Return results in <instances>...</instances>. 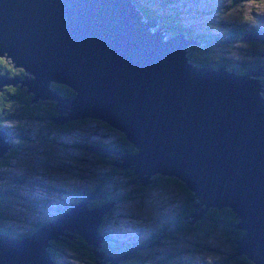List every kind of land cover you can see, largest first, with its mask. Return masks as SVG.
Listing matches in <instances>:
<instances>
[{
  "label": "water",
  "instance_id": "1",
  "mask_svg": "<svg viewBox=\"0 0 264 264\" xmlns=\"http://www.w3.org/2000/svg\"><path fill=\"white\" fill-rule=\"evenodd\" d=\"M159 22L145 20L132 0H0V57L26 73H0V91L21 84L33 95L30 103L56 100L58 115L50 119L57 124L92 118L117 129L135 154L85 148L121 155L110 163L131 168L142 186L155 175L183 182L193 193L192 224L211 207L231 208L244 234L230 258L243 254L264 264V85L256 79L264 66L245 74L194 66L187 48L203 43L185 33L164 40L162 29L150 30ZM51 83L76 94L64 96ZM11 137L0 127V158ZM96 198L97 190L87 193L25 237L0 234V264H56L48 247L65 230L93 246L96 264H121L143 248L116 257L99 250V227L114 201L92 207Z\"/></svg>",
  "mask_w": 264,
  "mask_h": 264
},
{
  "label": "trees",
  "instance_id": "2",
  "mask_svg": "<svg viewBox=\"0 0 264 264\" xmlns=\"http://www.w3.org/2000/svg\"><path fill=\"white\" fill-rule=\"evenodd\" d=\"M132 2L137 5V8L142 12L145 20L160 21L157 25V28L162 29V32L166 35V38H170L178 33H185V38L189 40L201 41L203 43L202 45L191 44L187 48L186 56L188 58V62L194 66L211 68L226 66V68H234L235 72L239 74H245L254 68L264 66V41L261 40L244 41V43L248 42L247 45L253 47V50H250L248 53H244L248 57L245 60L242 59V56H240L239 59H232V57L226 58L223 56L216 57V54L213 52L217 45L221 43L231 44L234 40H240L241 36H245L249 33L261 34L262 37H264V19L258 22L259 24L249 22L248 25L233 27L227 30L224 29L221 32H215V34L212 33L213 35L211 34L210 36V33L207 31H189L184 25H182V14H185L186 12L179 11V5H182L180 0H132ZM255 3L264 5V0L257 2H253L252 0H228V3H226L225 6L228 7V13H230V11L232 12L234 9L242 10L239 7L242 4L243 6H246ZM213 8H215L214 4H210L209 15H213L215 11L218 12L217 7L215 11ZM228 13L223 15L219 13L217 19L220 18L223 20V17L228 15ZM261 16H264V14H261L260 17ZM212 38L224 40H222L220 43V41L213 40ZM5 62L6 58L0 57V73H8V77H13L14 75L24 79L23 75L26 73L22 68H14L10 61H8V65H6ZM10 65L12 67H10ZM256 79L260 80V84L264 85L263 76L256 77ZM20 85L21 84H17L15 86H5L0 91V127H3L5 130H7L9 135L13 134V137L7 139L11 147L5 153L4 157L0 158V183H2V179L7 181L10 178L13 179V177L5 175L8 166L7 158H12L13 156L21 153V149L17 151H15V149H17L18 144H22L25 140L30 138L29 134L26 133L24 129H29L32 131V125L35 127L36 124H38L41 132L43 129H47L49 135L54 133V131L61 134L69 133L78 125H83L88 121H93V123H95L96 126L100 128H103L104 125L109 129H114L107 123L92 118L69 120L63 124H57L50 119V117H56L58 115V112L55 110L57 101L46 99L30 103L33 95L31 93H27V88L25 86L20 88ZM50 85L51 88L64 96L73 97L76 94L75 91L64 84L51 83ZM262 89L264 90V87H262ZM260 94L264 98V92H260ZM66 114L67 112L62 113V115ZM9 120L16 122L14 127L15 130H9V128L4 126V124ZM99 121L103 123L101 124ZM18 122L27 123V125L17 124ZM36 136L37 137H34L33 141L31 142L32 144L45 142L48 145L50 139L47 138L45 134L41 133V135L37 134ZM14 137H17L18 143L13 140ZM40 138L42 139L40 140ZM110 142L115 150L111 145L98 139L92 140L90 143H85L82 145V148L88 152H90L89 150H93L94 152L96 151L98 155V162L105 165L106 169L100 173H96V177L93 179V186H90L88 189H78L75 192V199L69 205V208L72 207L87 193L94 190H97V198L91 201L92 207L101 206L114 201V206L105 214L103 222L99 227L100 235L102 236L101 247L99 250L107 251L108 253H106V257L119 256L129 251L132 247L142 244L143 248L135 251L127 259H125V261H122L124 263L121 262V264H154V262H149V260L153 261V257H151V254L149 255L150 247L153 246L152 249L155 250L161 246L163 240L180 236L182 237V243H187L188 240H191V238L199 239L201 237V243L196 244V246L187 245L190 249H200L203 247H208L210 249L217 244L224 246L229 251L227 255L222 258L219 264H253L251 260H249L243 254L235 255L234 257L230 258L236 252L237 245L234 240L236 238L240 239L244 234V230L235 227L239 222V219L236 217V214L231 208L211 207L206 210L203 218L192 224V218H190L189 215L194 210L192 204L190 203L193 193L184 187L185 184L183 182L181 183V181L179 182L175 178L162 177V175H155L153 177V179H155V182L153 183L155 190H173V193H176L177 195L180 193L182 195V200L178 201L177 197V202H174L176 204L174 207H165L162 209L161 213L160 211L153 212L147 220V223H149L150 232L145 236L136 238L135 240L129 241L127 243L118 241L109 236L105 229L109 223V219L111 217L112 211L115 208V205L117 203L121 204L127 201L138 200L145 202L148 197V190L149 193L151 192L149 188L141 187V185L136 186L135 183L131 182V177L134 175L131 168L118 169V167L115 165L108 166V162L111 161L108 160L107 156H101L98 154L101 152V150L85 148V146H101L114 151L117 150L122 154L130 155H133L137 152V150L132 148L133 144H131V142L126 139L123 133L119 134V138ZM61 144L64 146V142H61ZM115 144H117L118 148H115ZM11 149L12 152L9 153V150ZM92 155L96 158L94 154ZM117 161H119V159ZM120 169H130L132 172H129V174L121 173ZM120 176H123L126 179L121 178ZM155 190L153 189L152 191ZM17 194V191L10 192L7 188L0 187V234L7 235L9 237H25L40 226L39 222H26L17 215L20 213V197ZM40 201L42 200H35V203L41 204ZM195 202L196 200L192 201V203ZM66 210H61L58 215ZM64 233L65 234L60 235L57 240L50 241L51 246L48 247V251L53 262L56 264H62L58 260L57 252L58 249H61L64 252L74 254L84 264H96V257L91 244H88L83 237L76 233L67 230H65ZM208 240L211 241L210 246H208L206 243ZM185 249L187 248H184L183 250ZM213 252L214 251H212V253ZM176 254L177 253H173L175 258L177 257ZM217 260L218 259L215 261ZM109 263L110 262L108 261L106 264Z\"/></svg>",
  "mask_w": 264,
  "mask_h": 264
},
{
  "label": "rangeland",
  "instance_id": "3",
  "mask_svg": "<svg viewBox=\"0 0 264 264\" xmlns=\"http://www.w3.org/2000/svg\"><path fill=\"white\" fill-rule=\"evenodd\" d=\"M180 1L183 6L179 5V11L186 12L182 14V25L189 31H207L210 36L212 33L221 32L224 29L248 25L249 22L259 24L258 22L264 19V16L260 17L261 14H264L263 4L255 3L246 6L242 4L239 6L242 10L234 9L228 13L229 9L225 6L228 0ZM210 4H214V11L216 7L218 9V12L215 11L213 15H209ZM219 13L221 15L228 13V15H225L223 20L217 19ZM156 29L157 26L150 28L152 32H155ZM163 39L168 40L169 38H166L165 35ZM212 39L218 40L220 43L224 40ZM252 48V46L238 39L231 44L221 43L217 45L213 52L216 57L239 59L242 56V59L245 60L248 57L244 53L253 50ZM8 61L10 60L6 59V65H8ZM10 67L12 66L10 65ZM17 124L27 125L23 122ZM15 125L16 122L12 120L4 124L9 130H15ZM32 127V131L24 129L30 138L22 144H18L17 149H15V151L21 149V153L12 158H7V172L4 174L13 177V179L10 178L8 181L2 179L0 187L7 188L10 192L17 191V195L20 197V213L17 214L19 217L26 222H39L42 225L53 220L61 210L69 208L75 199V192L78 189H88L93 186L96 173L106 169V166L98 162L90 152L83 149L82 145L97 139H106L110 142L115 140L117 135L97 127L93 121L78 125L71 132L64 134L54 131L49 135L47 129H43L41 132L38 124L35 127L32 125ZM41 133L50 139L48 145L45 142L32 144L34 137H37V134L41 135ZM13 140L18 143L17 137H14ZM61 142H64V146ZM120 177L126 179L123 176ZM169 191L155 190L149 193L148 190V201L137 200L117 203L105 229L108 235L127 243L148 234L150 232L149 223H147L149 216L155 211L161 213L163 208L176 205L174 202H177L178 195ZM179 198L182 200L181 196ZM40 199L42 200L40 201L41 204L35 203V200ZM200 238H191L187 243H182L180 236L165 239L160 247L150 252L153 261L149 260V262H154V264H219L229 250L219 244L210 249L208 247L188 248L187 245L196 246V244L201 243ZM206 243L210 246L211 241L208 240ZM184 248L187 249L183 250ZM212 251L214 252L212 253ZM57 252L58 260L62 264H84L74 254L64 252L61 249H58ZM173 253H177L176 258ZM215 258L218 260L215 261Z\"/></svg>",
  "mask_w": 264,
  "mask_h": 264
},
{
  "label": "flooded vegetation",
  "instance_id": "4",
  "mask_svg": "<svg viewBox=\"0 0 264 264\" xmlns=\"http://www.w3.org/2000/svg\"><path fill=\"white\" fill-rule=\"evenodd\" d=\"M234 38H236V37H234ZM248 43V42H247ZM259 43V42H258ZM264 55V54H263ZM6 75H8V73L6 74ZM23 76H25V75H23ZM101 124L103 123V122H101V121H99ZM103 128L104 129H106V130H108L110 133H115L116 135H117V137L115 138V139H117V138H119V134L121 133L120 131H118V130H116V129H109L108 127H105L104 125H103ZM102 142H106L107 144H109V145H111L112 146V148H113V145L111 144V142H108L106 139H104V140H101ZM122 143V142H121ZM115 148H118L117 147V144H115ZM132 148L134 149V150H136L134 147H133V145H132ZM114 149V148H113ZM115 150V149H114ZM117 151V150H116ZM12 152V149L11 150H9V153H11ZM90 152H91V154H94L95 156H96V159H97V157H98V155H97V152L95 153L93 150H90ZM117 152H119V151H117ZM9 153H8V155H9ZM115 157H120V155H115V153H111L109 156H107V158H108V160L109 161H116L117 160V158H115ZM114 164H112V163H110V162H108V166H113ZM119 169V168H118ZM120 172L121 173H126V174H129V172H132V170L130 171V169H120ZM154 177V176H153ZM162 177H169V176H162ZM169 178H175V177H169ZM131 179L134 181L133 183H135L136 184V186H139V185H141V184H139L140 182L139 181H137L138 179H137V177L135 176V175H133V177H131ZM153 179V178H152ZM175 179H177V178H175ZM178 180V179H177ZM179 181V180H178ZM155 182V179H153V181L151 182V183H149V185H147V186H142L141 185V187H144V188H149L150 189V191H152L153 189L155 190V187H153V183ZM180 182V181H179ZM182 183V182H181ZM185 187V186H184ZM174 190H175V188H174ZM171 191H173V190H171ZM180 196H182L180 193L178 194V201H181L180 200ZM182 199V198H181ZM153 247V246H152ZM152 247H150V249H149V254H150V252H152V251H154L153 249H152ZM152 249V250H151ZM138 250H140V248L139 249H137L136 251H138ZM125 261V260H124ZM122 263H124V262H122Z\"/></svg>",
  "mask_w": 264,
  "mask_h": 264
}]
</instances>
